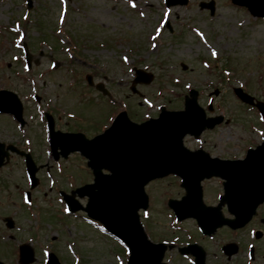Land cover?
<instances>
[{
	"label": "rangeland",
	"instance_id": "1",
	"mask_svg": "<svg viewBox=\"0 0 264 264\" xmlns=\"http://www.w3.org/2000/svg\"><path fill=\"white\" fill-rule=\"evenodd\" d=\"M208 1L189 0L186 5L167 7L165 0H32L28 7L27 0H0V89L20 96L27 121L19 129L10 115L0 113V140L25 148V139H31L38 160L50 163L55 170V161L46 152L44 111L55 116L57 128L83 131L88 137L101 132L100 125L109 121L105 97L87 86L85 76L91 73L95 81L108 87L117 103L111 116L127 109L136 121L158 116L162 106L182 108L191 89L198 91V101L206 108L218 90L215 112L222 111L228 121L202 138L187 136L185 145L196 149L198 141L207 138L214 145L215 155L243 157L247 147L261 142L264 134L258 130L257 114L234 97L233 88L242 85L264 99V17L253 16L231 0H215L211 15L209 9L200 7ZM74 38L78 51L72 52L73 58L65 48L72 46ZM23 42L33 55L30 69L26 67ZM133 66L155 75L150 84L137 86L147 101L130 90ZM34 94L40 100L34 99ZM68 111L77 117H68ZM61 166L63 175L58 174L57 180L64 190L93 180L92 171L78 153L61 161ZM45 169L39 171L40 183L33 190L36 200L32 205H26L22 196L29 183L21 157L15 155L0 169V259L5 264H20L14 247L18 242L31 241L36 260L30 264H43L46 249L54 250L64 264H125L127 254L119 243L88 225L83 213L64 215L59 195L48 191L51 183ZM175 178L169 176L148 186L149 212L142 221L152 239L179 236L178 242H185L194 238L206 246L208 264L226 262L220 247L229 241L240 245L235 263L245 264L248 244L253 242L259 257L256 264H264V227L260 221L264 207L248 228L233 233L223 228L209 240L201 238L193 221L180 223L179 229L173 230L167 201L185 192ZM218 190V180L204 182L206 203L215 204ZM86 201L81 199L83 204ZM223 211L229 216L226 208ZM10 216L15 220L13 229L4 221ZM250 229H261L258 243L248 234ZM70 245L81 260L74 257ZM167 251L164 259L168 264H189L176 256L175 246Z\"/></svg>",
	"mask_w": 264,
	"mask_h": 264
},
{
	"label": "water",
	"instance_id": "2",
	"mask_svg": "<svg viewBox=\"0 0 264 264\" xmlns=\"http://www.w3.org/2000/svg\"><path fill=\"white\" fill-rule=\"evenodd\" d=\"M187 1L169 0V4H185ZM233 1L248 6L254 15L264 16V0ZM202 7L214 11V2L202 3ZM152 78V75L140 76L135 82H150ZM236 93L242 100L253 103V97L242 89H236ZM192 96L187 97L185 110L163 111L159 118L142 124L132 122L127 113L122 112L104 134L91 140L80 133H52L51 145L54 151L60 147L63 155L67 156L71 151L80 150L90 159L95 183L80 187L77 192L81 197H89L85 208L89 215L103 222L111 233L129 245V264H163L161 260L165 246L148 239L138 214L139 209L148 206L145 185L154 178L171 172L182 177L188 193L181 200H170L169 205L180 219L196 217L207 233L223 224L233 228L243 227L257 206L264 201V143L249 149L246 157L241 160L211 158L202 151L190 152L184 147L185 134L198 135L206 125L212 127L221 121V118L206 119L204 110L197 103L196 91H192ZM9 103L18 107V111L13 113L22 121V106L17 95L0 91V109H5L4 105ZM258 106L264 114V103L260 102ZM8 154L4 143H0V166ZM32 162L29 158V171L34 173L36 169L32 167ZM105 168L111 173H103ZM212 175L225 179L224 198L229 210L235 214V219H225L220 207H207L203 203L201 181ZM67 202L72 210L82 208L71 197H67ZM190 250L197 256V264H205L201 247L192 245L182 249L183 252ZM225 250L231 255L237 247L229 244ZM32 261V249L23 246L21 262L27 264ZM0 264L4 263L0 261ZM48 264L60 263L51 254Z\"/></svg>",
	"mask_w": 264,
	"mask_h": 264
},
{
	"label": "snow or ice",
	"instance_id": "3",
	"mask_svg": "<svg viewBox=\"0 0 264 264\" xmlns=\"http://www.w3.org/2000/svg\"><path fill=\"white\" fill-rule=\"evenodd\" d=\"M213 55H215V53H213Z\"/></svg>",
	"mask_w": 264,
	"mask_h": 264
}]
</instances>
